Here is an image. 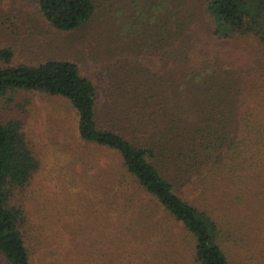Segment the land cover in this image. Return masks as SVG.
<instances>
[{
    "label": "rangeland",
    "instance_id": "374dc122",
    "mask_svg": "<svg viewBox=\"0 0 264 264\" xmlns=\"http://www.w3.org/2000/svg\"><path fill=\"white\" fill-rule=\"evenodd\" d=\"M97 2L90 20L73 31L55 32L37 12L35 0H0V50L10 45L13 51L7 59L0 54V66L38 64L51 57L76 60L84 74L95 78L96 115L103 123L110 116L105 105L109 83L152 87L162 83L156 76L173 75L174 39L166 56L155 36H186L187 22L193 25L187 36H213L215 18L206 11L208 0ZM237 36L245 37L236 48L256 54V66L239 64L232 70L251 85L264 71V45L250 37L254 34ZM252 70L256 74L249 78ZM0 120L20 122L39 163L24 192L16 195L29 212L25 229L33 264H200L192 233L139 185L120 153L80 137L78 113L67 96L5 86ZM151 131L143 128L128 136L136 141ZM249 185L248 190L256 189V182ZM176 187L211 212L220 228L215 241L228 264H264V223L256 221L264 213L256 209V195L248 191L236 203L226 187L207 196L200 189ZM0 264H6L1 254Z\"/></svg>",
    "mask_w": 264,
    "mask_h": 264
},
{
    "label": "trees",
    "instance_id": "16d2710c",
    "mask_svg": "<svg viewBox=\"0 0 264 264\" xmlns=\"http://www.w3.org/2000/svg\"><path fill=\"white\" fill-rule=\"evenodd\" d=\"M35 3L55 32L77 29L100 6L97 0ZM205 8L215 18L213 36H187L190 22L182 28L186 36H155L166 56L174 39L178 56L173 75L156 76L162 83L152 87L109 83L105 105L110 116L103 123L96 115L95 78L84 74L76 60L51 57L38 64L0 66V91L11 85L67 96L78 113L80 137L120 153L139 185L192 233L195 260L228 264L215 241L220 228L211 212L198 206L195 197L179 193L176 185L200 189L202 196L226 187L236 203L249 191L264 213V71L250 85L232 70L239 64L256 66V54L236 48L245 37L237 35L254 34L250 37L264 45V0H208ZM12 52L10 45L0 50L5 59ZM19 128V121L0 120V254L6 264H33L25 229L29 212L16 195L24 192L39 163ZM143 128L152 134L136 141L128 136ZM251 182H256L255 190H248ZM258 215L256 221L264 223Z\"/></svg>",
    "mask_w": 264,
    "mask_h": 264
}]
</instances>
